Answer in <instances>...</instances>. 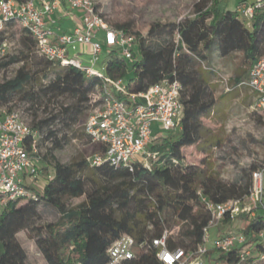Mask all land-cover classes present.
I'll list each match as a JSON object with an SVG mask.
<instances>
[{"label": "trees", "instance_id": "1", "mask_svg": "<svg viewBox=\"0 0 264 264\" xmlns=\"http://www.w3.org/2000/svg\"><path fill=\"white\" fill-rule=\"evenodd\" d=\"M191 9L190 15L177 21L150 25L148 35L139 45L141 52L147 53L140 60V65H144L140 73L134 72L129 77L138 63H130L123 57L114 55L105 62L107 74L126 79L134 92L164 78L179 80L183 111L178 135L157 137L150 148L159 152L158 158L147 164L136 160L131 167H116L109 162L91 165L84 158L67 164L55 160L52 176L35 199L22 203L9 200L0 206V264H20L18 261L26 260V251L17 237L22 230H27L34 239L46 264H109L107 249L123 234L148 245L119 264H164L151 246L152 238L159 237L164 229L169 232L170 249H193L201 240L207 215L197 203L198 187L215 201L249 187L247 176L228 185L212 169H205L204 155L198 163H192L187 161V152L195 148L202 154L203 120L209 118L216 103L208 76L211 53L217 50L219 56L227 57L241 52V65L250 67L257 57L264 55L257 37L259 20L264 14L255 9V20L248 30L237 11L221 7L220 0H196ZM115 27L130 31V22L117 23ZM21 43V53L31 64L40 70H56L53 79L39 90L43 94L71 95L75 104L63 108L64 118L69 120L68 124L77 122L90 93L100 88V79L86 77L73 66H61L38 56L27 34ZM19 60L18 55H12L0 61V70ZM31 64H23L14 76L0 82V107L7 106L10 97L35 77L37 71L32 72ZM34 96L31 93L30 97ZM37 107L32 104L30 110ZM55 118L56 115L45 117L32 125L50 139V152L62 148L66 141V136L58 137L54 129L45 130V125ZM220 144L217 141L213 146ZM86 171L95 174L100 182L88 181L83 176ZM240 180L243 186H237ZM82 196L85 199L77 207L66 205L67 199ZM42 204L57 210L55 221L37 223Z\"/></svg>", "mask_w": 264, "mask_h": 264}, {"label": "built area", "instance_id": "2", "mask_svg": "<svg viewBox=\"0 0 264 264\" xmlns=\"http://www.w3.org/2000/svg\"><path fill=\"white\" fill-rule=\"evenodd\" d=\"M240 5L237 11L249 16L264 6V0ZM60 19L71 20V29L64 28ZM15 27H20L33 40V52L38 56L61 66H73L86 77L100 79V88L94 96L101 105L89 112L83 123L84 132L99 147L87 158L91 165L109 162L116 167H131L136 160L147 164L158 158L159 152L150 148L153 140L161 137L164 130L180 127L183 111L180 81L164 78L134 92L126 79L107 74L106 63L97 68L103 45L110 54L119 51L117 57L132 61L137 41L134 33L113 26L97 8L95 0H0V61L13 55L9 49ZM82 45L87 48L82 50ZM238 85H247L254 95L251 112L264 114V55L253 61L246 78ZM261 121L253 137L254 150L243 157L231 155L230 158L222 143L212 147L215 164L226 165L230 174H222L221 180L229 185L247 176L249 187L218 201L198 187L197 203L207 215L200 242L193 249H170L169 232L164 229L151 240L159 261L264 264V118ZM45 135L28 123L20 109L8 111L0 107V206L9 200L22 203L37 197L39 191L29 180L37 176V162L44 155L42 147L51 146ZM237 186H243L241 180ZM189 228L193 225L189 224ZM211 228L217 230L213 238ZM147 245L123 234L107 249L109 264L131 259Z\"/></svg>", "mask_w": 264, "mask_h": 264}, {"label": "rangeland", "instance_id": "3", "mask_svg": "<svg viewBox=\"0 0 264 264\" xmlns=\"http://www.w3.org/2000/svg\"><path fill=\"white\" fill-rule=\"evenodd\" d=\"M196 0H95L97 8L107 17L109 22L114 26L117 23L130 22V31L136 34V49L133 54V60L130 63H138L136 67L129 72V77L134 72L140 73L144 65H140V60L146 58V54L141 52L139 45L141 40L148 35L149 27L154 22L177 21L191 14L192 4ZM221 7L237 11L234 0H220ZM249 4L255 0H248ZM241 7V5H238ZM258 11L264 14V6L258 8ZM238 17L243 20L248 30H251L255 20L256 12L252 15L244 16L241 11H237ZM13 43L9 51L13 55H18L19 61L8 65L0 70V82L14 76L16 70L25 63H32L30 59H25L21 51L23 50L21 38L26 33L20 28L15 27L13 30ZM257 37L262 47H264V15L259 20V29ZM17 36V37H16ZM101 35L99 34V38ZM87 48L82 45V50ZM34 51V48H33ZM110 51L103 45L97 68L100 69V64H104L110 57L119 54V51ZM261 53V52H260ZM242 53H232L227 57H221L216 52H212L209 59V83L214 95V99L219 108H215L209 118L203 120L205 129L203 130L200 149L202 154L195 148L192 151L188 150V160L192 163H198L199 157L204 158L205 169H212L217 177L221 180L223 175H230L226 165L219 166L215 164L213 159L212 147L220 141L226 149V154L231 158L243 157L247 152H252L254 143V133L261 127V119L264 114L251 112V105H254L255 99L253 93L245 85H238L240 80H244L247 76L249 67L241 65ZM144 61V60H143ZM152 65L154 63L151 62ZM32 72H36L35 77L29 81L19 92L14 93L7 106L10 108H18L22 112L29 124L33 125L40 119L56 115V118L45 125V130L54 129L58 137L66 136V141L63 142V147L50 152L49 147H42L41 153L44 154V159L37 162V176L29 180V184L37 191H42L45 181L52 176L55 160L67 164L78 159H86L93 153L98 151V145L91 142L89 137L84 132L83 123L89 112L101 105L100 99L94 96L92 91L89 95V102L84 104L83 114L79 116L78 121L69 123V120L64 118L63 108L68 105H74L75 99L67 95L43 94L40 92L42 84H46L53 79L56 74L55 69L40 70L34 64H31ZM38 69V70H37ZM244 71V72H243ZM243 72V73H242ZM242 74V75H241ZM241 75V77H238ZM31 93L35 96L30 97ZM32 104H37L36 110L31 109ZM5 106V108L7 107ZM68 121V122H67ZM180 127L175 130H164L161 136L176 137ZM156 139L153 140L152 144ZM212 153V156H211ZM83 176L92 183L100 182V179L90 172L86 171ZM84 196L78 198L67 199L66 205L69 208L77 207L83 200ZM58 217L56 209L40 205L39 218L37 223L45 225L55 221ZM216 229L211 228L210 234L213 238L216 234ZM19 241L26 251V260L18 261L20 264H46L40 251L37 249L34 239L29 235L27 230H22L17 234ZM6 245V243H5ZM218 254V253H214Z\"/></svg>", "mask_w": 264, "mask_h": 264}, {"label": "crops", "instance_id": "4", "mask_svg": "<svg viewBox=\"0 0 264 264\" xmlns=\"http://www.w3.org/2000/svg\"><path fill=\"white\" fill-rule=\"evenodd\" d=\"M234 2L237 3V4H236V7H237L238 5H240L241 3H244V4H246V5H250L249 2H248V0H234ZM251 4H252V3H251ZM227 9H228V8H227ZM60 22H61V24L63 25V27L66 28V29H71L72 24H73V22H72L71 20H69V19H60ZM213 52H214V53L216 52V53L218 54V51H217V50H214ZM218 55H219V54H218ZM210 56H211V55H210ZM209 59H210V57H209ZM240 81H243V80H240ZM240 81H239V82H240ZM245 86L249 89V87H248L247 85H245ZM249 91H250V89H249ZM250 93H252V92L250 91ZM253 97H254V95H253ZM215 108H219L218 105H217V103H215V105H214V107H213V109H212V112L214 111ZM212 112H211V114H212Z\"/></svg>", "mask_w": 264, "mask_h": 264}]
</instances>
